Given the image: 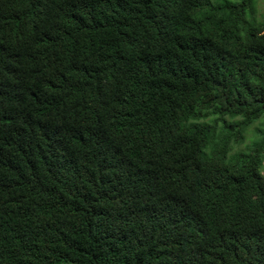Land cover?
Returning <instances> with one entry per match:
<instances>
[{
	"label": "trees",
	"instance_id": "1",
	"mask_svg": "<svg viewBox=\"0 0 264 264\" xmlns=\"http://www.w3.org/2000/svg\"><path fill=\"white\" fill-rule=\"evenodd\" d=\"M257 5L0 0V264H264Z\"/></svg>",
	"mask_w": 264,
	"mask_h": 264
},
{
	"label": "clouds",
	"instance_id": "2",
	"mask_svg": "<svg viewBox=\"0 0 264 264\" xmlns=\"http://www.w3.org/2000/svg\"><path fill=\"white\" fill-rule=\"evenodd\" d=\"M76 102L78 104V108L82 109L83 106H82L81 100L76 99ZM250 128H252V127H250ZM251 130L253 131V129H251ZM248 131H250V129ZM247 133L248 132H246V139H247ZM252 137H253V133H252ZM245 141L243 143H241L240 145L244 144ZM98 144L100 146H103L105 149H107V148L113 149L115 147V156H117L119 153V149H120L118 131L115 129L112 130L111 132H108L107 130H105V132L99 137ZM240 145L236 146L235 149H242V148H240ZM132 230H134V228H132Z\"/></svg>",
	"mask_w": 264,
	"mask_h": 264
},
{
	"label": "rangeland",
	"instance_id": "3",
	"mask_svg": "<svg viewBox=\"0 0 264 264\" xmlns=\"http://www.w3.org/2000/svg\"><path fill=\"white\" fill-rule=\"evenodd\" d=\"M257 8H258L259 14L264 13V0H258ZM252 128H250V131H248V133H247V139H246L245 143L240 145V148H242L244 150H246L252 142V139H253L252 138V130H251Z\"/></svg>",
	"mask_w": 264,
	"mask_h": 264
}]
</instances>
